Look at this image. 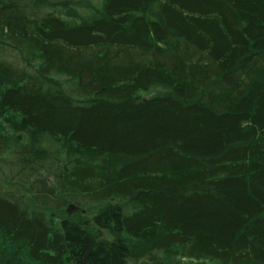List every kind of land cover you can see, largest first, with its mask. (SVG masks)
I'll return each instance as SVG.
<instances>
[{"label":"trees","instance_id":"trees-1","mask_svg":"<svg viewBox=\"0 0 264 264\" xmlns=\"http://www.w3.org/2000/svg\"><path fill=\"white\" fill-rule=\"evenodd\" d=\"M203 259L264 264V0H0V264Z\"/></svg>","mask_w":264,"mask_h":264},{"label":"rangeland","instance_id":"rangeland-1","mask_svg":"<svg viewBox=\"0 0 264 264\" xmlns=\"http://www.w3.org/2000/svg\"><path fill=\"white\" fill-rule=\"evenodd\" d=\"M88 7H90L89 4L79 5V6L72 7V8L58 7V8H56V12L63 17H70V15L80 16L84 13L83 11H86L89 9ZM141 95L143 97L148 96L145 93H142ZM19 119H20L19 115H16V114L11 113V112L5 114L1 119V125L3 126V129H4L7 137L9 138L10 142L12 141L11 143H15L22 138V136H20L19 130L17 129V123H18ZM21 135H22V133H21ZM26 139H27V136L25 137V140ZM61 144H63L66 149L71 146L72 147L71 149L73 151H76L77 153L78 152L82 153V150L77 149V148H73V146L70 143H67V142L62 143L61 142ZM44 176L48 177L49 175L44 174ZM71 204L74 205V203H70V205ZM74 206L75 207L71 208L70 211L68 212V214H70L72 217H74L76 219H82L86 223V225L90 226L91 225V218H92V215L94 213V210L91 208V206L86 205L83 207L84 209L82 207L81 208L78 207L77 205H74ZM107 236L111 237V235H108V234H107ZM123 236L126 239L128 245L131 246V248L134 251L142 245V242L133 240L130 237H128L126 234ZM191 263H193V264H196V263H198V264H217L214 261L207 260V259H203V260H199V261H192Z\"/></svg>","mask_w":264,"mask_h":264},{"label":"water","instance_id":"water-1","mask_svg":"<svg viewBox=\"0 0 264 264\" xmlns=\"http://www.w3.org/2000/svg\"><path fill=\"white\" fill-rule=\"evenodd\" d=\"M74 207H75V206H74V205H72V204H71V205H69V207L67 208V212H69V211H70V209H71V208H74Z\"/></svg>","mask_w":264,"mask_h":264}]
</instances>
